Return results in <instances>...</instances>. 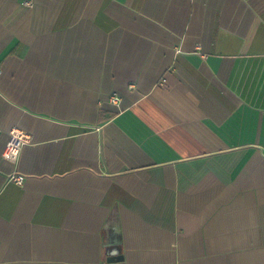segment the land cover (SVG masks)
<instances>
[{
  "label": "crops",
  "instance_id": "crops-1",
  "mask_svg": "<svg viewBox=\"0 0 264 264\" xmlns=\"http://www.w3.org/2000/svg\"><path fill=\"white\" fill-rule=\"evenodd\" d=\"M0 73V264H264V0H0Z\"/></svg>",
  "mask_w": 264,
  "mask_h": 264
},
{
  "label": "built area",
  "instance_id": "built-area-1",
  "mask_svg": "<svg viewBox=\"0 0 264 264\" xmlns=\"http://www.w3.org/2000/svg\"><path fill=\"white\" fill-rule=\"evenodd\" d=\"M1 74V73H0ZM118 96L113 97V102L119 101ZM31 143V136H29L24 130L20 128H14L11 130V139L3 153V158L6 160L16 161L20 155L24 152L27 145ZM11 181L18 185H22L25 181V176L22 174H14L10 178Z\"/></svg>",
  "mask_w": 264,
  "mask_h": 264
},
{
  "label": "water",
  "instance_id": "water-1",
  "mask_svg": "<svg viewBox=\"0 0 264 264\" xmlns=\"http://www.w3.org/2000/svg\"><path fill=\"white\" fill-rule=\"evenodd\" d=\"M111 259H113V258H110V260L109 261H112ZM115 259V258H114ZM120 259V258H119Z\"/></svg>",
  "mask_w": 264,
  "mask_h": 264
}]
</instances>
